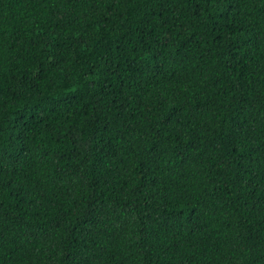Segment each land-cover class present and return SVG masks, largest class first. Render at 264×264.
Listing matches in <instances>:
<instances>
[{
	"label": "trees",
	"instance_id": "16d2710c",
	"mask_svg": "<svg viewBox=\"0 0 264 264\" xmlns=\"http://www.w3.org/2000/svg\"><path fill=\"white\" fill-rule=\"evenodd\" d=\"M0 264H264V0H0Z\"/></svg>",
	"mask_w": 264,
	"mask_h": 264
}]
</instances>
